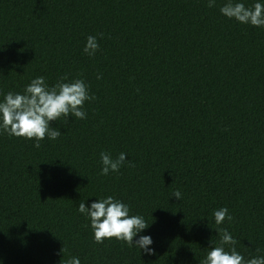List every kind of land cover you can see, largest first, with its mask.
<instances>
[{
  "label": "trees",
  "instance_id": "obj_1",
  "mask_svg": "<svg viewBox=\"0 0 264 264\" xmlns=\"http://www.w3.org/2000/svg\"><path fill=\"white\" fill-rule=\"evenodd\" d=\"M225 2L0 0V101L39 76L96 97L39 149L0 133V264H200L219 228L245 260L264 256V27L225 17ZM101 152L126 162L101 175ZM108 196L150 224L134 241L151 236L155 254L94 241L78 205ZM224 207L233 219L216 225Z\"/></svg>",
  "mask_w": 264,
  "mask_h": 264
},
{
  "label": "clouds",
  "instance_id": "obj_2",
  "mask_svg": "<svg viewBox=\"0 0 264 264\" xmlns=\"http://www.w3.org/2000/svg\"><path fill=\"white\" fill-rule=\"evenodd\" d=\"M216 0H208V7L212 8ZM222 15L229 19H235L241 24L255 27H264V4L255 3L246 7L242 2L226 0L220 7ZM101 37L103 34H100ZM99 50V44L95 36H88L84 52L94 56ZM102 76L98 75L97 79ZM96 97L89 94V86L83 79L69 80L62 76L57 83L49 86L45 77L39 76L31 80L24 92H8L0 101V133H7L9 136L34 140V147L39 149L41 141L46 137L50 140H57L63 133L52 126V122L65 118L68 122L69 116L76 119H86L84 111L86 101H94ZM101 175H108L110 172H119L126 162V154L121 152L113 159L109 153L101 152ZM129 166H134L128 161ZM170 197L177 200L182 198L179 189L172 191ZM78 211L90 219V225L94 233V241L101 244L106 239L115 238L118 241L127 243L129 247L136 246L148 255L155 254V250L149 246L153 244L151 236L141 235L138 240L134 237L149 227L143 216L130 215L128 204L108 196L91 203L90 207L85 202H80ZM216 225H221L225 219L229 222L233 217L229 210L224 207L213 212ZM219 246L212 247L200 264H264V256H254L245 260L236 249L238 241L233 238L226 228H219ZM225 245L229 250H225ZM259 252V249H257ZM64 252V249H61ZM64 264H80L77 257H72Z\"/></svg>",
  "mask_w": 264,
  "mask_h": 264
}]
</instances>
